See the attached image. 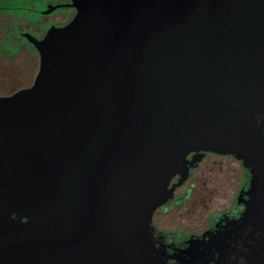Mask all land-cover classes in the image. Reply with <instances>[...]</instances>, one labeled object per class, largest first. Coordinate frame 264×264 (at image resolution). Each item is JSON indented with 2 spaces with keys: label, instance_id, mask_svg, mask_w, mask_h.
<instances>
[{
  "label": "water",
  "instance_id": "1",
  "mask_svg": "<svg viewBox=\"0 0 264 264\" xmlns=\"http://www.w3.org/2000/svg\"><path fill=\"white\" fill-rule=\"evenodd\" d=\"M65 5L0 94V264H161L154 216L207 153L250 173L233 221L264 264V0Z\"/></svg>",
  "mask_w": 264,
  "mask_h": 264
},
{
  "label": "flooded vegetation",
  "instance_id": "2",
  "mask_svg": "<svg viewBox=\"0 0 264 264\" xmlns=\"http://www.w3.org/2000/svg\"><path fill=\"white\" fill-rule=\"evenodd\" d=\"M71 1L49 0L47 6L41 9L37 6L39 0H0V32H3V35H0V51L5 54L7 52L11 55L16 54L27 47L21 42L22 39H26V34L41 37L45 33L43 28L50 22L52 23L50 26L53 24L62 25L63 22L56 21L54 16L61 13L65 19V11L72 9L65 4ZM57 5H59L58 8L47 12L50 8ZM5 20L8 21V24H4ZM209 155L213 154L207 153L204 160ZM201 163L202 161L198 167ZM193 176L194 171L183 185V187L191 191V195L194 183L191 185H188V183L193 179ZM241 178L244 179L245 186L238 191L236 208L229 214L218 216L210 227L197 231L190 226L179 225L189 228L191 233L175 239L160 231L158 223L155 221V231L151 233L154 257L161 264H242L243 259L240 257V252L244 248L243 242L247 239L250 228L244 227L241 222L237 223L233 220L242 217L246 209L245 201L249 199L245 192L250 187L251 175L246 168ZM185 201L186 199L183 197L179 199L177 207L181 206ZM169 204L172 205V202ZM192 239L200 240L190 248Z\"/></svg>",
  "mask_w": 264,
  "mask_h": 264
},
{
  "label": "rangeland",
  "instance_id": "3",
  "mask_svg": "<svg viewBox=\"0 0 264 264\" xmlns=\"http://www.w3.org/2000/svg\"><path fill=\"white\" fill-rule=\"evenodd\" d=\"M48 1L39 0L37 6L45 8ZM65 13V19L61 13L54 16V19L66 23L74 11L67 10ZM6 23L8 24L7 20L4 24ZM51 24H47L43 32ZM21 42L27 47L16 54L0 51V94H7L31 84L37 73L39 59L35 48L26 39ZM244 172L243 164L233 156L209 155L194 170L193 179L188 183H194L192 195L189 189L183 187L176 193L172 205L167 204L158 210L154 222L157 221L160 231L175 239L191 233L189 228L181 226H190L197 231L210 227L218 216L229 214L236 208L238 191L245 186V181L241 178ZM182 197L186 201L177 207Z\"/></svg>",
  "mask_w": 264,
  "mask_h": 264
}]
</instances>
